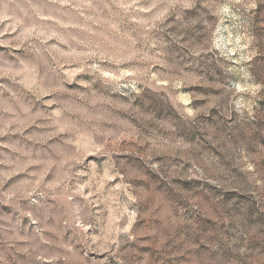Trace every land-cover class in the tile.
<instances>
[{
    "label": "rangeland",
    "instance_id": "rangeland-1",
    "mask_svg": "<svg viewBox=\"0 0 264 264\" xmlns=\"http://www.w3.org/2000/svg\"><path fill=\"white\" fill-rule=\"evenodd\" d=\"M0 264H264V0H0Z\"/></svg>",
    "mask_w": 264,
    "mask_h": 264
}]
</instances>
